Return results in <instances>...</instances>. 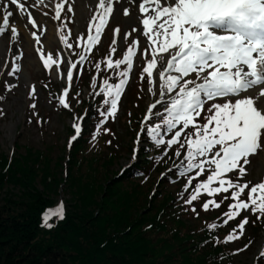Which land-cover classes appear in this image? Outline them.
Segmentation results:
<instances>
[{
	"label": "snow or ice",
	"instance_id": "snow-or-ice-1",
	"mask_svg": "<svg viewBox=\"0 0 264 264\" xmlns=\"http://www.w3.org/2000/svg\"><path fill=\"white\" fill-rule=\"evenodd\" d=\"M136 2L127 0L128 6H125L122 0H96L93 9L95 14L87 23L86 44L80 54V62L86 59L92 45L100 41L109 18L119 11L114 9V4L120 3L124 17L137 22L132 32L146 38V62L141 79L146 74L148 92L155 94L157 77L159 82V98L148 106L144 121L156 116L161 117V122L154 126L142 124L141 129H146L147 137L157 146L166 144L171 148L179 144L186 149V163L181 165V176L193 170L195 177L208 173L206 179L195 185L185 203L193 205L201 192L209 197L230 192L233 203L228 205V211L223 214L226 217L223 225L238 217L241 210L258 213L257 219L264 217V181L251 187L249 181L240 182L247 174L246 165L250 163V156L264 152V0H140L139 15L133 16L130 14L131 7ZM8 3L19 11L21 20L26 17L27 24L32 28L40 27L39 22L28 12L24 0H8ZM8 3L0 6V36L10 29V39L16 42L19 37L18 21H10L14 12L8 9ZM39 3H44V0H39ZM66 3L67 0H57L54 19L60 18ZM67 11L72 12L73 6L69 4ZM120 32L119 27L114 29L115 34ZM41 35L31 32L35 43L40 45L37 51L40 52L44 68L58 67L59 61L53 54L42 51ZM130 35V32H125L123 39L128 40ZM59 40L65 47H73L68 43L67 34L61 33ZM112 43L116 44V39ZM139 45V39H133L122 59L106 61L109 69H120L121 65L124 68L118 72V83L112 84L105 79L100 86L107 107L100 113L102 119L92 134L93 140L100 134L101 125L116 116L118 102L129 81ZM21 59L22 53L14 57L11 70L7 73L9 76L21 71V65L16 62ZM4 66H8L6 62ZM76 67V64L68 62V82L73 80V69ZM96 67L99 69L100 64ZM15 86L6 83V90L11 91ZM63 91L59 104L68 108L69 104L65 100L68 88ZM35 92V86H32L30 97ZM161 104L165 105L163 112H154L157 105ZM30 107L34 109L36 104ZM82 119L77 117L71 125L75 134L68 141L69 148L82 134L79 122ZM201 119L203 123H200ZM104 131L109 130L105 128ZM165 132L171 133L170 139L163 138ZM139 141L140 133L137 134L136 143ZM175 155L179 157L181 152L176 151ZM136 159L137 151L133 149L131 160ZM231 174H235L237 179L233 180ZM195 177L188 179L185 191ZM246 190L247 200H244L241 197ZM210 207L219 209L221 203L209 199L202 204L204 211ZM191 210L199 215L194 206ZM64 215L65 207L60 202L54 209L43 213V226L51 228L50 219H63ZM248 222V218L244 217L239 223L241 234ZM217 227L215 223L207 225L210 231ZM238 238L230 233L224 242ZM260 255L264 257V252Z\"/></svg>",
	"mask_w": 264,
	"mask_h": 264
},
{
	"label": "trees",
	"instance_id": "trees-1",
	"mask_svg": "<svg viewBox=\"0 0 264 264\" xmlns=\"http://www.w3.org/2000/svg\"><path fill=\"white\" fill-rule=\"evenodd\" d=\"M103 62L104 56L95 50L82 79L102 75ZM44 89L59 113L70 114L58 105L55 85L47 84ZM132 95L142 97L136 88ZM82 106L88 109L82 135L69 149L64 145V156H52L49 144L42 149L24 146V153L15 156L14 151L8 156L0 153V264H236L233 241L246 243L238 228L241 216L227 225L220 221L232 201L230 192L186 204L204 178L195 177L185 191L187 183L174 167L184 159L186 149L179 144L157 146L146 130L136 161L122 174L113 171L110 166L120 152L132 150V142L125 145L123 139L125 134L129 140L135 136L140 108L127 111L124 134L117 133L113 121H106L93 140L100 113L106 108L104 98L82 99ZM44 120L39 118L36 124L44 127ZM160 122L161 117L154 125ZM176 151L181 152L179 157ZM10 184L26 189V198L4 193ZM65 191L69 200L61 195ZM53 193L61 195L60 199L54 202L46 197ZM209 199L221 207L202 210ZM60 202L65 207L64 218L52 217V227L43 226V213ZM257 215L251 212L249 231L264 234V217L257 219ZM210 223L218 227L210 231ZM230 233L239 238L225 243ZM256 264H264V257Z\"/></svg>",
	"mask_w": 264,
	"mask_h": 264
},
{
	"label": "rangeland",
	"instance_id": "rangeland-1",
	"mask_svg": "<svg viewBox=\"0 0 264 264\" xmlns=\"http://www.w3.org/2000/svg\"><path fill=\"white\" fill-rule=\"evenodd\" d=\"M69 2L70 0H67L64 10L61 12L58 24L63 33H65L67 29H70L71 35L68 38V43L72 44L73 47L66 48V51H62L56 42H52L49 45V48H47L41 41V44L43 45L42 51L45 54H53L54 58L59 61L58 67L53 66V68L45 69L43 62L36 54V50L40 45H37L33 40L32 45L27 46L22 35L18 38L19 42L9 47V51H6L4 56L3 52L0 51V153L8 156L14 151L13 155L15 156V154L18 155L24 153V146H34L35 148L42 149L46 144H49L52 145V156H64L66 152L64 150V145L68 144L67 142L70 133L67 126L74 121V116L78 115V110L76 108L81 109L80 101L78 99L79 96L93 99V95H96L95 91L101 82V78L97 79L94 75L91 78L82 80L79 84V77L82 73L83 63L80 66V70L76 73L73 92L69 98L68 110L72 114H67L66 112L59 113L43 87V82L45 81V83H47L48 79L50 82L56 84L58 91L63 85V73L66 66V58L68 56L74 57L78 54L80 40L84 34L85 23L95 5V0L86 3L81 23L76 26L75 16L72 12L67 11ZM30 9H32L36 16H38L45 24L50 23L53 26L55 25L49 5L45 0L42 4L39 3V0H30ZM114 9H119V11H116L114 16L110 17V23L105 32V37L101 38L96 45V48L98 47L100 51L105 54V57H108V59L113 61L116 59H122L124 52L131 43V39L139 36L137 32H132V28L136 26L137 22L132 25L128 24L126 17L123 15L120 3L114 4ZM23 20L26 22L25 17ZM27 26L37 32L38 35H41V29L32 28L30 24H27ZM115 27H119L121 32L116 36V44H113L112 41L115 37L112 38V32ZM125 32L131 33L128 40L123 39ZM5 34H10V29L7 30ZM139 38L142 41L141 47L130 74L128 88L118 102V111L115 118H110V120H113L114 127L118 134H124L126 131L124 121H126L127 118V111L132 112L141 108L139 111L143 112L147 102L159 96L158 77L156 78L157 83L154 85L155 94L148 92V83L141 79L142 69L146 62L144 49L147 45L146 40L143 41L144 37L142 35H140ZM113 48L116 49L115 52L112 51ZM21 53L22 59L16 61L21 65V71L16 75L9 76L7 73L11 70V63L13 62L14 57ZM3 57L8 58L6 60L7 67L4 66L5 63L2 61ZM123 68L124 65H121V68L117 69V71L119 72ZM105 75L110 77L111 82L113 81L112 72L110 70H108ZM144 76H146V74ZM93 78H95V87H93ZM140 81H142V83H140ZM6 83L16 86L13 87L11 91H8L6 90ZM32 86H35L36 92L33 97H30L29 93ZM133 88L142 92V98L140 100L135 99L132 95ZM33 103L36 104L34 109L30 107ZM39 118L45 119L44 127H39L36 124V121ZM167 137L171 138V133H168ZM129 139L130 136L125 134L123 139L125 145L126 141L131 143V140ZM260 155L261 152H258L257 154L250 156V163L246 165L247 174L240 181H249V187L264 181V157L261 160ZM129 163L130 152L127 149H124L120 152V156L113 161L110 169L113 171H120L122 167L127 166ZM231 175L233 180L237 179L235 174ZM213 186L217 185L214 184ZM36 187L43 191V187L40 184H36ZM3 189L4 193L12 192V196H15L16 199L24 197L27 193L26 189L15 187L12 184L7 185ZM246 193L247 190L241 197L244 200H247ZM61 195L66 200L70 199V194L66 191ZM61 195L53 193L49 196L46 195V197L53 199L55 202L57 199H60ZM200 196L208 197L204 192H201ZM241 213L243 219L244 217H247L248 219L250 218V210H241ZM243 240L246 244L237 240L233 242L236 249L234 256L235 263L255 264L256 258L261 254L264 248V234L262 232L251 234L248 224H246L243 230ZM246 245L247 247H245Z\"/></svg>",
	"mask_w": 264,
	"mask_h": 264
},
{
	"label": "bare ground",
	"instance_id": "bare-ground-1",
	"mask_svg": "<svg viewBox=\"0 0 264 264\" xmlns=\"http://www.w3.org/2000/svg\"><path fill=\"white\" fill-rule=\"evenodd\" d=\"M8 1V0H4L3 2L0 3V6L4 5V3ZM92 0H70V5L73 6V15L75 16V21H76V26H78L81 23V19L83 17L85 8H86V3L87 2H91ZM96 1V0H95ZM140 0H137L136 4L134 6H132V10H131V15L133 16H137L139 15L138 12V2ZM25 2V6L27 8L30 7V0H24ZM45 2L49 5H52L51 3L53 2V0H45ZM122 3H124L125 6H127V0H122ZM121 5V4H120ZM8 9L12 10L14 12L13 17L10 18V21H18V29H19V37L20 35L23 36L24 42L26 43L27 46L32 45V41L33 38L31 36V32H33L32 30H30L27 26V23L22 19H20L19 16V11L15 8L14 5H11L10 3L8 4ZM2 14V13H0ZM36 20L39 22L40 27H38L39 29H41V32L43 33L41 35V41L43 42V44L49 48V45L52 42H56V36H55V27L48 23L45 24L38 16H36ZM128 24L132 25L133 23H135V20H131L129 18H126ZM9 30V29H8ZM7 32V30H6ZM18 37V38H19ZM19 42V40H17L16 42H12L10 39V34H4L3 36L0 37V51L3 52V56L5 54V52L9 51V47L13 46L14 44H17ZM8 56V55H6ZM8 58H4L3 57V62L5 63L6 60ZM264 157V152H261L260 158L261 160Z\"/></svg>",
	"mask_w": 264,
	"mask_h": 264
}]
</instances>
